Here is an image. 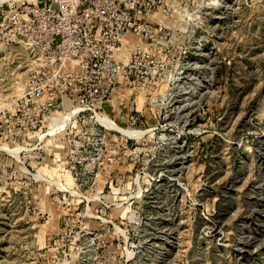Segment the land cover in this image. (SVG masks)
Here are the masks:
<instances>
[{
    "label": "rangeland",
    "instance_id": "1",
    "mask_svg": "<svg viewBox=\"0 0 264 264\" xmlns=\"http://www.w3.org/2000/svg\"><path fill=\"white\" fill-rule=\"evenodd\" d=\"M179 9L178 60L84 116L0 49V264H264V0Z\"/></svg>",
    "mask_w": 264,
    "mask_h": 264
},
{
    "label": "built area",
    "instance_id": "2",
    "mask_svg": "<svg viewBox=\"0 0 264 264\" xmlns=\"http://www.w3.org/2000/svg\"><path fill=\"white\" fill-rule=\"evenodd\" d=\"M179 10V0L5 1L0 49L25 54L22 103L39 110L70 103L84 116L100 110L118 84L143 83L144 74H164L178 60Z\"/></svg>",
    "mask_w": 264,
    "mask_h": 264
},
{
    "label": "bare ground",
    "instance_id": "3",
    "mask_svg": "<svg viewBox=\"0 0 264 264\" xmlns=\"http://www.w3.org/2000/svg\"><path fill=\"white\" fill-rule=\"evenodd\" d=\"M5 1H17V0H0V3L5 2ZM28 1H30V0H28Z\"/></svg>",
    "mask_w": 264,
    "mask_h": 264
}]
</instances>
